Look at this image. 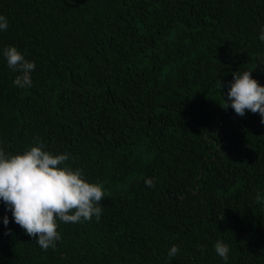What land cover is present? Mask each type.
Listing matches in <instances>:
<instances>
[{"label":"trees","instance_id":"1","mask_svg":"<svg viewBox=\"0 0 264 264\" xmlns=\"http://www.w3.org/2000/svg\"><path fill=\"white\" fill-rule=\"evenodd\" d=\"M0 15V148L67 152L105 189L99 221L58 222L47 250L0 200V264H264V124L220 104L236 71L264 85V0H0ZM7 46L35 62L31 87Z\"/></svg>","mask_w":264,"mask_h":264},{"label":"clouds","instance_id":"2","mask_svg":"<svg viewBox=\"0 0 264 264\" xmlns=\"http://www.w3.org/2000/svg\"><path fill=\"white\" fill-rule=\"evenodd\" d=\"M8 29V20L0 15V31ZM264 42V28L259 35ZM7 66L18 73L13 83L19 88L31 87V74L35 70L34 61L26 59L16 46L3 49ZM253 70V69H252ZM252 70L236 71L233 81L221 106H229L238 116L246 111L259 113L264 124V85L252 76ZM223 88V85L221 84ZM70 154H54L37 142L15 154H6L0 148V200L11 211L14 222L43 249H55L61 239L59 223H82L91 221L93 216L99 221L105 198L101 182H90L80 168L69 163ZM256 200L261 202L259 195ZM4 225L9 223L8 216L3 218ZM215 251L224 261L229 258L230 246L217 240ZM179 252L177 245L168 251L169 259Z\"/></svg>","mask_w":264,"mask_h":264}]
</instances>
